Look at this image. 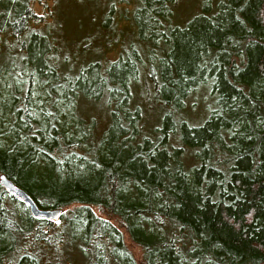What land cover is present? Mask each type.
<instances>
[{
  "label": "trees",
  "instance_id": "1",
  "mask_svg": "<svg viewBox=\"0 0 264 264\" xmlns=\"http://www.w3.org/2000/svg\"><path fill=\"white\" fill-rule=\"evenodd\" d=\"M175 1L133 0V42L106 25L109 0L118 55L74 65L32 0H0V173L62 208L35 218L0 185V264H264V0L183 25ZM201 86L214 101L194 124ZM79 94L111 106L99 136ZM149 101L162 112L146 126Z\"/></svg>",
  "mask_w": 264,
  "mask_h": 264
},
{
  "label": "rangeland",
  "instance_id": "2",
  "mask_svg": "<svg viewBox=\"0 0 264 264\" xmlns=\"http://www.w3.org/2000/svg\"><path fill=\"white\" fill-rule=\"evenodd\" d=\"M217 1L176 0L172 4L170 20L175 24L183 25L197 11L201 10L204 4L208 5L209 13L215 11ZM31 3L37 12L43 14L44 20L42 22H48V28L57 36L56 47L72 54L74 65L80 59L95 58L98 55L102 56V60L115 58L120 49L118 40L128 38V40H133V42L136 41L133 37L136 27H134L133 32L128 29L135 26L133 17L129 21L125 13L128 12V15L132 16L131 6L133 0H113L111 11L108 10L110 6L109 0H32ZM107 10L109 11L107 13L108 17L109 15L111 17L105 21L106 25H113V30L116 31L115 36L121 37L114 42H112L113 39L111 41L112 35L109 37L110 40L104 37L107 34L106 32L109 31L103 21ZM87 39L89 44L85 46L83 43ZM171 41L173 42L172 38ZM174 42H176V36L174 37ZM136 44L140 45L139 43ZM145 53L142 51L141 54L144 56ZM134 89L135 93L142 91L140 84L136 85ZM195 93L187 99L184 113H182L189 122L194 124L199 123L203 119L214 101V95L210 93L207 86L199 87ZM148 105L150 107L145 109L144 121L146 126L157 123L159 121V113L162 112L157 103L149 101ZM110 107V104L106 102L105 96L97 99L79 94L76 102V111L80 116L85 119H95L96 127L94 132L96 136L103 132L110 121ZM92 209L97 214L107 217L97 206H92ZM125 243L134 257L140 261L141 249L127 237L125 238Z\"/></svg>",
  "mask_w": 264,
  "mask_h": 264
},
{
  "label": "water",
  "instance_id": "3",
  "mask_svg": "<svg viewBox=\"0 0 264 264\" xmlns=\"http://www.w3.org/2000/svg\"><path fill=\"white\" fill-rule=\"evenodd\" d=\"M0 185L2 188L7 191L9 194L16 197L21 202L25 203L28 206L30 214L39 219L53 220L57 219L61 212L62 208H41L39 207L33 198L20 186L15 184L11 179H9L4 173H0Z\"/></svg>",
  "mask_w": 264,
  "mask_h": 264
}]
</instances>
